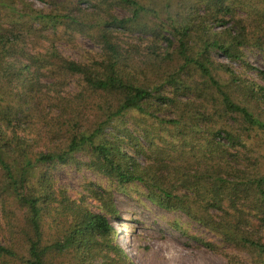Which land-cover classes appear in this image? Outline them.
I'll use <instances>...</instances> for the list:
<instances>
[{"label":"trees","instance_id":"obj_1","mask_svg":"<svg viewBox=\"0 0 264 264\" xmlns=\"http://www.w3.org/2000/svg\"><path fill=\"white\" fill-rule=\"evenodd\" d=\"M40 1L44 7L0 0V209L24 221L17 228L27 237L22 264H54V253L70 255L67 264H134L113 240V193L89 183L74 199L55 188L59 166L87 168L122 192L142 184L152 203L252 256L229 254L227 264H264V236L249 217L264 225V163L242 150L248 146L229 125L236 119L243 130L264 131L257 112L264 85L225 64L222 83L211 59L221 51L243 62V46L264 48V0ZM59 30L91 38L99 52L90 61L64 56L51 39ZM136 32L149 36L145 61L133 55L141 43L124 41ZM133 111L142 117L130 127ZM14 249L0 240V260L18 256Z\"/></svg>","mask_w":264,"mask_h":264},{"label":"rangeland","instance_id":"obj_2","mask_svg":"<svg viewBox=\"0 0 264 264\" xmlns=\"http://www.w3.org/2000/svg\"><path fill=\"white\" fill-rule=\"evenodd\" d=\"M29 1L34 2L37 7H44L43 2L40 0ZM142 1H146L145 3L148 6H152L151 3L154 2L153 0ZM157 4H159L157 6L159 9L162 8V2H157ZM82 6L92 9V5L88 2H84ZM115 10L121 17L130 15V12L124 8L117 7ZM205 10V7H202L201 12ZM241 14L247 15L244 12ZM223 18L229 20V16ZM223 25L216 23L213 26L220 31L231 27L233 24L228 22ZM139 37L143 41L139 40ZM124 38V41L128 44L141 43L140 51L133 49V55H135L136 59L141 57L139 60L145 61L146 59L143 55L145 51L148 52L146 45L149 41V36L136 32L126 34ZM51 39L56 42L59 51L64 56L79 61H90L92 56L99 52L97 44L91 38L82 34H69L65 30H59L58 33L52 35ZM45 44L48 45V42ZM162 46L166 47V42H163ZM176 46L177 43L174 47ZM241 50L244 53L243 62L242 60H231L221 51L212 52L211 59L215 64V67L212 68L214 77L222 81V83H226L229 80V75L222 68H219V65L225 64L232 68L237 75L264 85V80L258 72L259 70H264V48L248 44L243 46ZM148 61L149 63L141 64L142 69H149L152 59L150 58ZM196 79L198 80V75H196ZM76 84L77 82L73 81L71 84L72 90L76 89ZM170 89L171 86H167L165 91H170ZM259 111L264 112V104L257 109V112ZM141 117L142 114L137 111L130 112L127 115V120H130V127ZM262 117H264V114ZM229 125L235 127V131L240 134L242 141L248 146V149L244 148L242 150L249 156L251 155V159H256L257 157L264 163V131L257 128L250 131L243 130L242 125L236 119L230 120ZM142 142L145 144L143 140ZM224 142L226 143V141ZM251 149L253 150L252 153L250 152ZM77 156L81 159H86L85 155L78 154ZM141 160L143 161L142 158ZM262 163H260L261 166ZM54 174L56 179L55 188L57 190H66L74 199H78L85 194V188L89 183H96L98 186L113 193L115 203L119 209L117 217H110L112 227L115 230L113 240L114 243L124 248L134 264H227V255L229 254H237L248 262H252V256L246 250L225 243L219 234L199 224L185 213L167 211L152 203L145 196L147 191L142 184H131L128 186L127 192H122L104 176L87 168L75 166H59ZM249 217L251 222H253V227L259 230L257 235L264 236V225L259 218L254 215ZM46 222V238L50 240L53 237L54 230L49 227L48 222L50 220L46 219ZM9 223L16 227H10ZM23 225L24 221L21 218L15 215L6 218V214L0 209V240L6 245H12L18 253L16 257H3L7 260H0L1 263L22 264V258L26 253L27 237L20 233L17 228H21ZM183 231L187 232V234L183 233ZM193 236L214 243L216 249L206 247L196 238H192ZM50 257L54 259V264H67L70 260V255L68 254L61 256L54 253Z\"/></svg>","mask_w":264,"mask_h":264}]
</instances>
